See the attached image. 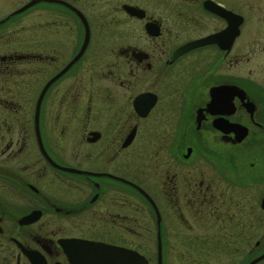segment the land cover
I'll use <instances>...</instances> for the list:
<instances>
[{
    "label": "flooded vegetation",
    "instance_id": "af4514ba",
    "mask_svg": "<svg viewBox=\"0 0 264 264\" xmlns=\"http://www.w3.org/2000/svg\"><path fill=\"white\" fill-rule=\"evenodd\" d=\"M31 1L0 0V264H264V0Z\"/></svg>",
    "mask_w": 264,
    "mask_h": 264
},
{
    "label": "water",
    "instance_id": "95a60500",
    "mask_svg": "<svg viewBox=\"0 0 264 264\" xmlns=\"http://www.w3.org/2000/svg\"><path fill=\"white\" fill-rule=\"evenodd\" d=\"M47 1H54V2L64 3L62 0H47ZM33 2H36V0L31 1L29 4H26V5L23 6L20 10H23L24 8H27L29 5L33 4ZM67 6L70 7V5H68V4H67ZM77 14L80 15V16L82 17L83 21L85 22V19L83 18V16H82L78 11H77ZM86 26H87V25H86ZM86 37H87V34H86ZM88 37H89V31H88ZM208 40H211V38H208ZM202 42H205V40L202 41ZM198 44H199V42H193V43L186 44V45H184V46L181 47L182 49L178 50V53H181V52H183L184 50H187V49H189V48H191V47H194V46H196V45H198ZM200 44H202L201 41H200ZM200 44H199V45H200ZM69 67H70V62L66 65V67H65L64 69H62V70L59 72V74H57V75L54 77V79L57 78L58 76H60V75H61L65 70H67ZM138 189H139V191H140L144 196L148 197V195H147L142 189H140V188H138ZM261 206H262V208H264V198H263V200H262ZM156 213H158L157 209H156ZM127 251H128V250L123 249V248H117L116 250H108V251H104V250H102V257H101V254L98 253L97 256H96V258H94L93 262H95L96 264H104L103 262H107V260H108V258H109L110 256H112V257H121V256L123 255V257H124V256L126 255V253H129V252H127ZM105 252H106V255H105ZM129 254H131V253H129ZM261 256H264V254L261 255ZM261 256H260V257H261ZM257 260H258V258H256L255 260H253L250 264H252L253 262H255V261H257Z\"/></svg>",
    "mask_w": 264,
    "mask_h": 264
},
{
    "label": "rangeland",
    "instance_id": "374dc122",
    "mask_svg": "<svg viewBox=\"0 0 264 264\" xmlns=\"http://www.w3.org/2000/svg\"><path fill=\"white\" fill-rule=\"evenodd\" d=\"M97 5H99V4H97ZM96 12H98V11H96ZM1 15H3V14L0 13V16H1ZM40 17H41V16H40ZM37 20H39V19L37 18ZM35 21H36V20H35ZM194 228H196V227H194ZM254 239H255V238H253L252 241H253Z\"/></svg>",
    "mask_w": 264,
    "mask_h": 264
}]
</instances>
